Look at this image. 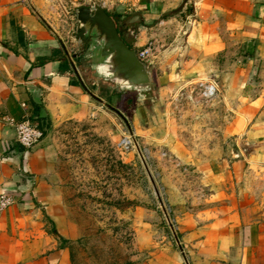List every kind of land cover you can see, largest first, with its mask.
<instances>
[{"label":"crops","instance_id":"0c3cea01","mask_svg":"<svg viewBox=\"0 0 264 264\" xmlns=\"http://www.w3.org/2000/svg\"><path fill=\"white\" fill-rule=\"evenodd\" d=\"M99 2L116 17L124 37L133 36L125 37L133 48L149 51L155 77L157 59L177 51L183 63L233 55L245 60L237 70L244 97L232 130L254 149H241L228 166L194 156L179 140L167 146L199 172L205 191L192 207L176 210L188 264H264V193L242 183L244 169L254 173L246 163L264 159V0ZM48 4L0 0V198L12 200L0 208V264H72L67 243L74 229L67 221L55 170L58 149L49 133L59 125L89 121L99 105L107 104L83 83L79 59L73 62L76 70L67 59L63 44L69 51L75 48L71 55L77 47L64 38V26L48 19ZM26 118L47 132L32 148L17 139L16 124ZM171 250L162 264H187L180 249Z\"/></svg>","mask_w":264,"mask_h":264},{"label":"rangeland","instance_id":"374dc122","mask_svg":"<svg viewBox=\"0 0 264 264\" xmlns=\"http://www.w3.org/2000/svg\"><path fill=\"white\" fill-rule=\"evenodd\" d=\"M99 1L49 0L48 19L60 29L64 26L69 40L77 27V10ZM240 57L183 63L180 51L162 55L163 61H156V86L144 102L100 81L91 67L93 59L78 60L83 83L109 107L99 105L89 121L59 125L49 133L58 149L55 170L63 185L67 221L74 229L67 243L72 264H162L171 249H180L185 257L176 210L192 207L205 191L199 172L167 145L179 140L194 156L228 166L241 149H254L232 130L244 97L237 78L245 65ZM210 85L217 88L214 96L205 95ZM130 135L137 148L121 149L119 143ZM252 163L246 166L254 173L244 169L242 183L264 193V159Z\"/></svg>","mask_w":264,"mask_h":264},{"label":"water","instance_id":"95a60500","mask_svg":"<svg viewBox=\"0 0 264 264\" xmlns=\"http://www.w3.org/2000/svg\"><path fill=\"white\" fill-rule=\"evenodd\" d=\"M68 43L77 47L76 53L71 55L63 44L73 69L76 70L75 59L91 58V67L100 81L112 84L121 92L135 93L144 101L152 94L156 79L151 61L139 59L137 50L123 40L115 20L102 4L77 10V27L70 34Z\"/></svg>","mask_w":264,"mask_h":264},{"label":"built area","instance_id":"2783aa9c","mask_svg":"<svg viewBox=\"0 0 264 264\" xmlns=\"http://www.w3.org/2000/svg\"><path fill=\"white\" fill-rule=\"evenodd\" d=\"M133 34V33H132ZM138 57L141 61L149 60V51L147 49L137 51ZM217 93V88L214 85L205 86V95L214 96ZM18 142L25 148H32L39 144L45 137L44 132L37 124L26 118L16 124ZM138 143L133 136H126L120 143L119 147L123 150H130L137 148ZM12 200L9 197L2 196L0 198V208H5L11 205Z\"/></svg>","mask_w":264,"mask_h":264},{"label":"trees","instance_id":"16d2710c","mask_svg":"<svg viewBox=\"0 0 264 264\" xmlns=\"http://www.w3.org/2000/svg\"><path fill=\"white\" fill-rule=\"evenodd\" d=\"M109 15H111V14H109ZM112 16V18L115 20V22H116V24H117V28H118V30H119V32H120V35H121V37L123 38V40L131 47V48H133V45L124 37V35L121 33V31H120V29H119V26H118V23H117V20H116V17L114 16V15H111ZM38 127L44 132V135L46 136V134H47V132H46V130H45V128L43 127V125L39 122L38 123Z\"/></svg>","mask_w":264,"mask_h":264}]
</instances>
